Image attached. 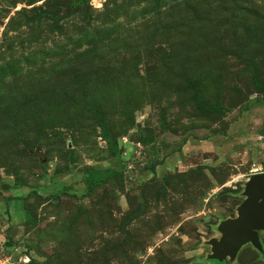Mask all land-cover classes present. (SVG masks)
<instances>
[{
	"label": "rangeland",
	"instance_id": "rangeland-1",
	"mask_svg": "<svg viewBox=\"0 0 264 264\" xmlns=\"http://www.w3.org/2000/svg\"><path fill=\"white\" fill-rule=\"evenodd\" d=\"M76 2L0 0V264H224L264 173V0Z\"/></svg>",
	"mask_w": 264,
	"mask_h": 264
},
{
	"label": "water",
	"instance_id": "water-1",
	"mask_svg": "<svg viewBox=\"0 0 264 264\" xmlns=\"http://www.w3.org/2000/svg\"><path fill=\"white\" fill-rule=\"evenodd\" d=\"M244 196L246 199L238 208V217L219 226L222 238L211 242L212 260L234 262L247 245L264 252L260 237V232L264 231V173L253 175L247 181Z\"/></svg>",
	"mask_w": 264,
	"mask_h": 264
},
{
	"label": "trees",
	"instance_id": "trees-1",
	"mask_svg": "<svg viewBox=\"0 0 264 264\" xmlns=\"http://www.w3.org/2000/svg\"><path fill=\"white\" fill-rule=\"evenodd\" d=\"M87 0H77V4H83L85 3ZM110 173L108 171H103V170H97L91 173H88L87 177L85 178V184L88 188L87 190V194H92L94 189L97 187H100L102 185H105L110 177ZM33 195L30 194L28 197L24 198V201H28L29 197ZM28 213V210H27ZM215 261V260H214ZM212 262V261H211ZM226 262H224L225 264ZM229 264V263H226Z\"/></svg>",
	"mask_w": 264,
	"mask_h": 264
}]
</instances>
